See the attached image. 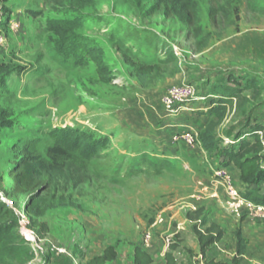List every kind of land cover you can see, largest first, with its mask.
Instances as JSON below:
<instances>
[{
  "label": "rangeland",
  "instance_id": "1",
  "mask_svg": "<svg viewBox=\"0 0 264 264\" xmlns=\"http://www.w3.org/2000/svg\"><path fill=\"white\" fill-rule=\"evenodd\" d=\"M157 1L0 0V199L14 203L6 193L23 157L49 183L40 198L17 199L26 222L46 231L27 264H135L148 232L166 247L152 264H166L170 253L175 264H264V217L233 213L216 174L228 169L225 150L234 144L225 138L256 140L248 133L264 125V89L246 114L229 110L219 121L212 151L200 142L218 121L215 86L247 78L264 85V0H159L172 17L148 13ZM150 31L171 42L181 72L166 62L162 42L149 45ZM185 84L193 95L164 99ZM60 128L109 143L85 160L56 147L50 132ZM258 136L264 142V129ZM238 173L233 181L246 193L251 186ZM110 247L114 259L106 258Z\"/></svg>",
  "mask_w": 264,
  "mask_h": 264
},
{
  "label": "trees",
  "instance_id": "2",
  "mask_svg": "<svg viewBox=\"0 0 264 264\" xmlns=\"http://www.w3.org/2000/svg\"><path fill=\"white\" fill-rule=\"evenodd\" d=\"M68 1L74 4L88 5L93 3L94 0ZM191 3L192 1L190 0V4ZM262 12L264 13V10H262ZM148 13L153 15L164 13L170 17L173 16L172 9L159 0L148 10ZM185 13L188 14V17L194 15V12L188 8L185 9ZM150 32V35H146V40L149 45L153 46V42L155 41L162 42L161 53L167 57L166 62L173 64L174 72H181V59L171 42L164 39L156 31ZM125 35L128 37L133 35L136 39L141 36L137 30L132 33L128 28H126ZM88 52H90V56L95 61L99 62L101 56L96 47H88ZM140 77L144 79L145 75L141 74ZM143 81L145 82V80ZM228 84H230L229 80L224 84L215 86L213 89V93L219 94L220 98L213 100L210 111L215 115L218 121L212 120L206 130L200 135L202 147L208 151H212L218 145L215 129L219 121L224 119L228 111L234 110L235 113L246 114L249 110L248 105L252 104L261 92V89H264V85L250 78L245 80L244 85L239 82L234 86ZM245 91H252L253 93L251 95H246L244 94ZM263 129L264 125L258 124L253 128L251 133H248L256 137L254 142L244 139L242 141L240 140V143H238L237 141L241 136L238 135L232 143L234 144L233 147L230 148L226 146L227 149L225 150V155L228 158L225 163L226 166L235 165L241 172L242 181L251 186L246 193H243L244 197L257 204H264V192H261V184L264 181V153L262 154L264 151V143L258 136V132ZM50 137L55 142L58 149L64 150L65 153L77 154L85 160L100 157L103 149L109 143V138L107 137H95L90 133L72 128L54 129L50 132ZM12 178L14 183L11 189L6 193V196L13 198L15 200L14 203H12L13 207L21 210V206L17 203L18 198L30 196L31 201H34L40 198L42 191L49 186L48 180L45 179L41 168L37 164L31 162L27 157H23L18 161L17 167L13 171ZM13 207L0 199V264H27L35 259L36 253L22 235L19 219ZM30 226L35 228L33 222ZM36 231L41 238H46L45 226L44 234L39 229ZM218 232L220 233L219 237H210V239L203 244V247L218 240V238L222 236V230L219 229ZM237 238V254L241 255L246 249L245 238L241 231H238ZM105 255L107 259H114L116 257L114 248H108ZM152 263L153 259L145 251L144 247H138L135 251V264ZM166 264H175V259L171 253L167 255Z\"/></svg>",
  "mask_w": 264,
  "mask_h": 264
},
{
  "label": "built area",
  "instance_id": "3",
  "mask_svg": "<svg viewBox=\"0 0 264 264\" xmlns=\"http://www.w3.org/2000/svg\"><path fill=\"white\" fill-rule=\"evenodd\" d=\"M194 94V87L188 84L182 85V86H174L169 93L165 96L164 99L168 101L169 104H172L174 101V98H177L178 96H189ZM188 142L194 143V139L192 135H188ZM234 141H230L229 138H225V143L230 144ZM264 143V142H263ZM217 176L223 181L226 190H227V199L226 203L229 209L235 213L236 215H242L244 212L248 215H255L258 217H264V204H257L243 196V192L241 189H239L232 178V175L230 171L224 167H219L216 171ZM6 202V201H5ZM11 207H13V204H9ZM14 208V207H13ZM14 211L19 219V226L20 231L26 241L30 244V246L34 249L35 253L37 251L36 245L43 240L38 234V232L30 226L26 222V217L23 212H19V209L14 208ZM159 220H163V218L160 216ZM46 238H44V243L46 242ZM167 244L171 242V239L169 238L167 240ZM154 242V236L152 232H148L144 235L143 239V247L149 248L153 245ZM52 251L58 250L62 251V249H59L57 246L53 245Z\"/></svg>",
  "mask_w": 264,
  "mask_h": 264
},
{
  "label": "crops",
  "instance_id": "4",
  "mask_svg": "<svg viewBox=\"0 0 264 264\" xmlns=\"http://www.w3.org/2000/svg\"><path fill=\"white\" fill-rule=\"evenodd\" d=\"M234 165H229L228 166V170L229 171H232L233 172V174H235L234 176L236 177L237 175H239V173H238V169L236 168V166H234ZM232 172H230V173H232ZM235 180H236V178H235ZM236 182V181H235ZM238 182V181H237ZM171 239V238H170ZM163 241H165V240H160V241H158V239L156 240H154V243H153V246H151V247H149L148 249H145V251L151 256V258L153 259V263H154V261L157 259V257H158V259H160L161 260V258H166V255H165V251H166V247H165V245H163ZM165 255V256H164Z\"/></svg>",
  "mask_w": 264,
  "mask_h": 264
}]
</instances>
